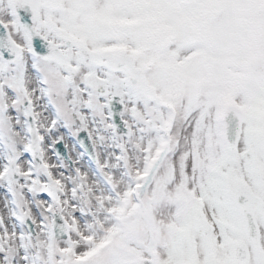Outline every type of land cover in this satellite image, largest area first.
I'll return each instance as SVG.
<instances>
[{
	"label": "rangeland",
	"instance_id": "1",
	"mask_svg": "<svg viewBox=\"0 0 264 264\" xmlns=\"http://www.w3.org/2000/svg\"><path fill=\"white\" fill-rule=\"evenodd\" d=\"M253 1L233 0L232 14L242 12L249 17ZM222 10L227 12L226 7ZM0 17L8 21L3 6ZM220 19L214 22L213 34L222 37L227 32L222 31L225 21ZM10 32L15 36L13 29ZM238 46L241 56L233 53ZM177 47L182 58L188 47ZM223 48L231 50V55L221 53ZM249 52L251 46L234 34L218 44L212 73L202 68L199 90L188 80L184 85L175 128L179 154L173 152L159 166L146 194L155 224L158 264H230L231 249L237 244L247 246L248 264H264V208L254 209L260 240L252 246L234 204L240 187L264 204V96L251 102L240 90L241 61ZM21 57L9 67L0 63V264H135L137 258L147 257L140 242L146 244L148 227L133 217L130 193L134 160L139 161L140 154L117 144L103 112L98 120L85 114V90L79 86L85 83V64L76 61L75 84L66 93L52 67L34 66L39 82L36 92L44 107L35 100V89L29 92L32 107L28 111L41 138L37 161L27 146L22 119L28 111L22 102L13 101L22 99L28 86L23 65L31 59L24 48ZM259 87L264 92V85ZM160 89L164 93V87ZM67 102L73 104L69 111ZM227 103L257 122L243 125L233 153L226 148L219 119L220 108ZM81 128L96 142L95 164L85 159L77 145L76 133ZM58 140L65 143L72 167L53 157L52 146ZM93 176L101 178L97 181ZM55 212L69 224L67 240L53 237L51 216ZM28 220L33 235L25 228Z\"/></svg>",
	"mask_w": 264,
	"mask_h": 264
},
{
	"label": "flooded vegetation",
	"instance_id": "2",
	"mask_svg": "<svg viewBox=\"0 0 264 264\" xmlns=\"http://www.w3.org/2000/svg\"><path fill=\"white\" fill-rule=\"evenodd\" d=\"M5 8L12 11V4H20V0H4ZM36 4L38 19L33 23V29H37L38 32L48 41L57 45H66V39L72 37L79 40L85 45L89 50L96 52L103 56L101 62L106 61V57L110 56L115 50L122 46V41L126 36H131L134 33V30L139 28L138 26H146V20L148 18L146 14L147 7L150 8L154 5V0L140 1L139 12L137 1L134 0H59L60 7L56 11H51L48 7H44V1L39 0ZM99 5V11L96 14H91L90 6L92 4ZM124 10L129 12L131 10H137L139 17H137L133 27L126 26L123 22L119 20L120 13ZM195 14V11H191L190 18ZM91 15L92 20H91ZM145 18V19H144ZM16 28L20 30V40L23 43L28 44L26 32L19 27L17 20L14 18L11 20ZM51 21L58 31H50L46 27V22ZM138 21L142 22L141 25H138ZM190 21V20H189ZM91 22L93 23L91 27ZM182 25L179 29H171L172 33L166 34L169 40H184L186 36V44H190V54L200 58V52L202 51V41L201 37H204L207 34V30L201 32L204 26L209 23L205 19V23H198V31L192 29V22H189L186 25L185 20L183 19L180 22ZM174 32V35H173ZM173 35V37H171ZM197 36V37H196ZM212 40V39H210ZM135 44L133 45V60L137 63L142 60V51L141 49V39L135 37ZM201 44V45H200ZM206 47V46H205ZM171 50V46H168V51L166 53V70L169 76V83H167L168 88L174 89L179 86L180 76L174 78L170 77L173 74L178 73L180 69V60L177 56V53ZM145 53V51H144ZM75 55L73 53L72 57ZM94 66H92L88 61H85V92H87L93 102H101L105 104L107 102L106 96H99L96 92V87L98 83L97 76L91 71ZM104 73V77L107 72L105 68L99 67ZM143 69V75L145 76L146 81L149 83L152 78L148 74L146 66H139ZM120 80H122L119 77ZM124 84H127L123 80ZM128 85V84H127ZM129 87V86H128ZM174 87V88H173ZM133 94V99L135 102L141 104L143 107H148L149 111L145 112L146 118L142 119L135 115L134 112L127 113L124 117L125 121L130 126V148L134 152H138L139 161L134 160L136 165L135 170L137 172H146L150 164L152 163L154 154L156 152L157 146L162 143V134L164 127L170 122L169 113L170 110H173L174 107L170 106L169 98L164 100L166 108L157 107L149 103L146 98H144L140 93H138L133 88L129 87ZM153 107L156 108V113L153 111ZM173 126L179 124V118L172 120ZM182 131H179L181 133ZM169 148L166 154V157H169L173 152L179 154L178 146L179 141L175 138V130L169 132Z\"/></svg>",
	"mask_w": 264,
	"mask_h": 264
},
{
	"label": "water",
	"instance_id": "3",
	"mask_svg": "<svg viewBox=\"0 0 264 264\" xmlns=\"http://www.w3.org/2000/svg\"><path fill=\"white\" fill-rule=\"evenodd\" d=\"M256 25V36H255V52L253 56V60L249 63L247 68V74L249 75L251 83H255L258 79L264 80V21L259 19ZM43 51L48 52L50 55V59L56 60V56H51L56 51L55 48L49 46H42ZM82 55L85 56L84 51H81ZM0 56L6 61H13L18 56V50L9 40L8 34L6 30L0 24ZM59 62L58 60H56ZM60 63V62H59ZM115 71H121L125 73L126 77L130 80V82H134V69L131 67L130 62L124 61L118 66L111 68ZM245 92L250 97H256L258 95V91L249 86L244 87ZM113 120L115 126L120 128V108L113 104L111 106ZM222 123L225 132V137L228 142V146L231 149H234L240 132V125L243 121H245V117L239 112L237 109L231 106H225L222 110ZM36 142V141H35ZM83 143V141H81ZM37 149V146L34 145V151ZM236 204L242 213L246 232L249 240L252 243H256L258 241V230L254 221L252 207L255 205V198L248 192L246 189H242L238 192L236 196ZM59 226V233L56 234L57 238L66 237V227L65 224ZM151 235V233H150ZM151 248L153 247V243L150 240ZM246 250L242 247L235 248L233 251V264H245L247 255ZM152 264L154 263V258L152 255ZM137 264H143L142 260L137 261Z\"/></svg>",
	"mask_w": 264,
	"mask_h": 264
},
{
	"label": "bare ground",
	"instance_id": "4",
	"mask_svg": "<svg viewBox=\"0 0 264 264\" xmlns=\"http://www.w3.org/2000/svg\"><path fill=\"white\" fill-rule=\"evenodd\" d=\"M50 165H52V163H50ZM92 182V181H91ZM69 191H70V189H69ZM66 195H68V192L66 193ZM70 195V194H69Z\"/></svg>",
	"mask_w": 264,
	"mask_h": 264
}]
</instances>
